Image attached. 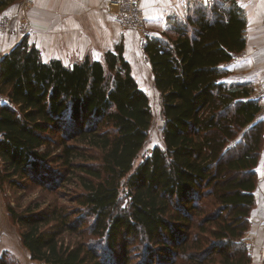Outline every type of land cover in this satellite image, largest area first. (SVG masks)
I'll use <instances>...</instances> for the list:
<instances>
[{"label": "trees", "instance_id": "16d2710c", "mask_svg": "<svg viewBox=\"0 0 264 264\" xmlns=\"http://www.w3.org/2000/svg\"><path fill=\"white\" fill-rule=\"evenodd\" d=\"M13 1L0 0V12ZM192 7L191 33L180 25L174 39L144 41L164 145L137 166L153 113L121 46L104 61L67 65L44 61L25 36L0 58V189H44L45 202L6 206L37 264H103L102 250L131 264L136 242L140 264H252L245 235L264 148L262 105L247 83L224 80V64L246 47L247 17L238 0ZM68 180L71 207L59 201ZM78 231L67 244L65 234Z\"/></svg>", "mask_w": 264, "mask_h": 264}, {"label": "crops", "instance_id": "0c3cea01", "mask_svg": "<svg viewBox=\"0 0 264 264\" xmlns=\"http://www.w3.org/2000/svg\"><path fill=\"white\" fill-rule=\"evenodd\" d=\"M34 3L29 11L32 34L28 41L41 50L44 61L58 58L65 64H73L82 58L89 48H96L100 53L116 51L118 44L123 48L125 58L130 62L132 74L140 70V66L148 68L150 80H153L151 65L144 49L133 47V39L137 34L132 30H123L120 22L109 16L107 0H31ZM247 17L246 47L224 67L229 74L226 82H244L250 86L253 98H258L262 105L259 114L264 119V0H238ZM184 0H143L144 27L148 33L160 36V30L185 8ZM127 33L123 41L120 33ZM149 36H152L149 34ZM0 48V58L20 40ZM21 39V38H20ZM123 42V44H120ZM99 60V59H97ZM264 166V152L261 154L257 170L258 185L255 190L256 204L251 212V228L245 239L250 248H262L256 232L262 227L264 239V176L260 173ZM262 197V199H261ZM261 199V200H260ZM260 206V218L253 219L254 209ZM264 248V247H263ZM251 253L253 251L251 249ZM255 253V252H254Z\"/></svg>", "mask_w": 264, "mask_h": 264}, {"label": "rangeland", "instance_id": "374dc122", "mask_svg": "<svg viewBox=\"0 0 264 264\" xmlns=\"http://www.w3.org/2000/svg\"><path fill=\"white\" fill-rule=\"evenodd\" d=\"M184 1H185L184 10L180 13V15L175 14L174 18L172 20L170 19V21L165 25V27L162 28V30H160V36L166 35L165 37L174 39L177 34L175 33V30H173V27L180 25L183 26L185 25L184 27L185 28L187 27V31L191 33L192 26L188 25L189 20L187 18V15L188 16L190 15L191 11L193 10L192 6H194L195 2L198 0H184ZM200 1L205 3V0H200ZM208 1L209 0H207V2ZM33 6L34 3L31 0H15L6 9L0 12V48L6 47L4 45H6L5 43L9 44L8 40H10V43H12L14 41L13 37L16 40H21L23 37L26 36L28 39V36L32 34V25L30 23L28 13L33 8ZM108 15L110 16L111 14L108 12ZM128 30H132L137 34V37L135 36L133 39V47H137V48L143 49V44L147 35L150 34L154 36L152 33H148L146 27H144L143 33H140L136 29H128ZM120 33L122 34L124 41L125 39L124 35H126L127 33L124 34L123 30L122 32L120 30ZM120 44H123V42H121ZM119 46L120 45L118 44L117 47ZM39 51L41 54V58L44 59L40 49ZM105 53L106 52L103 51L102 53H100L99 51H97L96 48L92 47L91 49L89 48V50L85 52L82 58L75 60L74 62L81 61L86 56L90 57L91 59H96V60L99 59L101 61H104ZM0 54H1V50H0ZM71 64H67V65H71ZM140 67L141 68L138 72L134 71L136 75L135 78L139 86L142 89H144V91L149 96L150 107L153 113V119H152L151 127L149 129V136L147 142L145 143L143 149L141 150L137 159L135 160L134 166H137L143 160V158L150 155L154 146L164 145V141H163L164 119H163L161 95L158 92V90L155 88L153 80L152 81L150 80V71L148 70V68L146 69L142 66ZM263 152H264V148L262 150V153ZM260 173L264 176V166H261ZM66 177L67 179H69V177H72V175ZM72 188H73L72 183L70 180H68V184L61 189L62 198L59 197V201L65 202V204L68 205L69 207H71L72 205V202L69 201L71 195L69 190ZM42 194H44V189L35 186L25 189L23 191L16 190V192L14 188H10V187H6V191H2L0 189V264H37L30 257L28 250L23 246L20 238L19 225L11 219L10 215L7 212L6 206L7 203L15 205L17 198H20V202L22 204H26L31 200H35L41 203L45 202L44 198H42L41 196ZM121 198L122 199L120 201V207L124 208L129 200L126 189H124L123 192L121 193ZM260 210H261L260 206L254 209L253 219L260 218L259 215ZM87 220H90V218H87ZM84 231H86L85 236L89 241H91V239H95L92 240L94 243L99 240L103 244L104 242H106L105 236L103 238H98L97 236L91 235L90 230H84ZM79 232L80 231H78L77 233H73L71 236L65 234L64 236L65 242L67 244H74L76 240H80L81 236ZM262 235L263 234L261 227V229L256 232V237L258 238V242L260 243L259 244L260 246L261 244H264V239ZM138 243L139 242H136L132 246V249L134 250L133 251L134 259L132 260L131 264H140V262L142 261L141 258L136 257V255L139 254L141 251V248L138 245ZM263 247L262 248L257 247L255 249L250 248V250L252 249L253 251V254L251 253L252 264H263V257H264ZM100 255H101L100 260L103 262V264H117L115 258L116 256L113 253H110L107 250L106 251L102 250L100 252Z\"/></svg>", "mask_w": 264, "mask_h": 264}, {"label": "built area", "instance_id": "2783aa9c", "mask_svg": "<svg viewBox=\"0 0 264 264\" xmlns=\"http://www.w3.org/2000/svg\"><path fill=\"white\" fill-rule=\"evenodd\" d=\"M143 0H107V11L115 17L123 30L136 29L144 32ZM1 98V95H0Z\"/></svg>", "mask_w": 264, "mask_h": 264}, {"label": "snow or ice", "instance_id": "6c2138e0", "mask_svg": "<svg viewBox=\"0 0 264 264\" xmlns=\"http://www.w3.org/2000/svg\"><path fill=\"white\" fill-rule=\"evenodd\" d=\"M207 3V0H205V4Z\"/></svg>", "mask_w": 264, "mask_h": 264}]
</instances>
